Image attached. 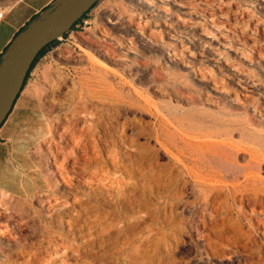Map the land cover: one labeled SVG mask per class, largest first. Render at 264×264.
Instances as JSON below:
<instances>
[{"label":"rangeland","instance_id":"obj_1","mask_svg":"<svg viewBox=\"0 0 264 264\" xmlns=\"http://www.w3.org/2000/svg\"><path fill=\"white\" fill-rule=\"evenodd\" d=\"M17 1L0 0V17ZM52 42L22 90L37 104L28 202L42 216L16 226L4 217L20 198L0 193V264H264V0H99ZM94 73L104 104L84 99ZM80 100L94 116L70 114ZM63 124L79 150L55 135ZM48 145L58 162L77 155L69 177L99 164L128 188L63 190Z\"/></svg>","mask_w":264,"mask_h":264},{"label":"crops","instance_id":"obj_2","mask_svg":"<svg viewBox=\"0 0 264 264\" xmlns=\"http://www.w3.org/2000/svg\"><path fill=\"white\" fill-rule=\"evenodd\" d=\"M57 2L19 0L0 17V70L8 63L9 51ZM36 116V99L21 91L0 127V193L5 196L25 198L38 182L33 175L36 164L32 154L40 141Z\"/></svg>","mask_w":264,"mask_h":264},{"label":"bare ground","instance_id":"obj_3","mask_svg":"<svg viewBox=\"0 0 264 264\" xmlns=\"http://www.w3.org/2000/svg\"><path fill=\"white\" fill-rule=\"evenodd\" d=\"M181 1V0H180ZM143 5V4H142ZM182 5V4H181ZM186 5V4H185ZM145 7V6H144ZM186 9V8H185ZM177 10H179L178 8H177ZM205 12V11H204ZM209 14V13H208ZM169 15V14H168ZM215 15V14H214ZM169 17V16H168ZM218 17V16H217ZM165 18V17H164ZM225 18V17H224ZM223 19V18H222ZM108 20V19H107ZM216 20H218L217 18H216ZM178 21V20H177ZM215 21V20H214ZM226 21V20H225ZM228 21V20H227ZM111 22V21H110ZM109 23V22H108ZM209 23V22H208ZM222 23V22H221ZM224 24V23H223ZM167 25V24H166ZM178 25V24H177ZM219 25V24H218ZM149 26V25H148ZM217 27V26H216ZM180 28V27H179ZM215 28V27H214ZM213 28V29H214ZM145 29V28H144ZM148 29V28H147ZM113 30V29H112ZM126 30V29H125ZM104 31V30H103ZM121 31V30H120ZM119 31V32H120ZM118 32V33H119ZM121 32H123V31H121ZM151 34V33H150ZM103 36V35H102ZM131 36V35H130ZM170 36V35H169ZM83 38V37H82ZM100 43H104V40H100L99 41ZM93 43H94V41H93ZM92 44V43H91ZM106 44V43H105ZM127 44H129V43H127ZM98 44H95V46H97ZM120 45V44H119ZM124 50V49H123ZM92 51V50H91ZM98 51V50H97ZM83 54L85 55V57H87L88 56V58L89 59H95V60H98V64L99 65H101V66H103V67H107V65L104 63V62H102V61H100L99 59H97L96 58V56H95V54H93V53H91L90 51H87V50H83ZM134 52V51H133ZM98 54V53H97ZM102 55H103V53H102ZM102 55H99V56H102ZM126 55V54H125ZM132 56V55H131ZM102 58H104L103 56H102ZM94 70V69H93ZM97 70V69H96ZM95 72V71H94ZM94 75L96 76V77H94V80H93V83H92V81H91V83L89 84V82L90 81H87L86 82V80L83 78V77H81L80 78V83H81V85H84V86H86V93H85V95H84V99L87 101V99H89V102H90V100L92 101V100H96V101H99L101 104H104V103H106V102H108V100H109V94H108V91H107V82H106V80H105V78H104V76L103 75H101V74H99V73H94ZM86 79H89V78H86ZM90 79H92V78H90ZM0 100H1V98L3 97V95H4V93H5V89H6V83H5V79L2 77V76H0ZM210 84V83H209ZM108 90H110V89H108ZM80 91V90H79ZM78 95V94H77ZM112 96V95H111ZM78 97V96H77ZM79 98V97H78ZM78 98H77V101H78ZM113 99V98H112ZM111 99V100H112ZM76 101V102H77ZM86 101L84 102V101H82V100H80L78 103H76V104H74L71 108H70V114H71V112L72 113H74V114H78V113H80V112H82L83 113V115L86 113H89V114H93L92 112H93V110H92V112H89V111H91V110H89V109H87V107H86ZM88 104V103H87ZM95 104V103H94ZM90 105H91V109H92V104L90 103ZM90 105H88V106H90ZM99 106H101V105H99ZM108 106H109V104H108ZM96 107V106H95ZM108 108V107H107ZM97 109V108H96ZM106 109V108H105ZM94 110H95V108H94ZM101 110H104V109H101ZM97 111V110H96ZM98 111H99V108H98ZM107 111V110H106ZM105 112V111H104ZM81 113V114H82ZM88 114V115H89ZM96 114H97V112H96ZM95 114V115H96ZM98 115V114H97ZM100 115V114H99ZM98 115V116H99ZM82 116V115H81ZM91 116V115H90ZM93 116H94V114H93ZM73 117V116H72ZM78 118H79V116H78ZM92 118V117H91ZM72 123V122H71ZM45 124V123H44ZM73 125H74V123H73ZM57 126H60V125H56L55 127H52L53 128V131H54V133H55V135L57 136V138L61 141V142H63L64 144H66L70 149H71V147H75V149L77 150H79V146L80 145H82V144H80V142H81V140L83 139L81 136H78V133H79V130H77V134H75L74 133V131L72 132V131H70V129H69V125H67V126H64V124L60 127V129L57 127ZM46 129H47V127H46ZM47 131V133H51V128H49V129H47L46 130ZM82 131V130H81ZM80 131V132H81ZM76 132V131H75ZM82 134V133H81ZM47 135V134H46ZM46 135H45V137H46ZM79 135H80V133H79ZM90 136V135H89ZM157 136V135H156ZM82 139H81V138ZM159 138V137H158ZM81 139V140H80ZM192 139V138H191ZM217 139V138H216ZM41 140V139H40ZM195 140V139H194ZM209 140H210V138H209ZM209 140H206V142L207 141H209ZM212 141H215V140H212ZM219 141V140H218ZM221 141V140H220ZM219 141V142H220ZM40 142V141H39ZM83 142V141H82ZM175 143V142H174ZM173 143V144H174ZM47 144H48V142H47ZM47 144L45 145V146H47ZM221 144H223V142L221 143ZM203 145L204 144H202V146L201 145H197V144H192V145H190V153H189V156L192 158V156L195 154V152H197V151H200L202 148H203ZM53 146V145H52ZM211 147H213V146H211ZM210 147V148H211ZM82 148V147H81ZM83 148H85V147H83ZM214 148V147H213ZM70 149H60V152H61V160H60V162H58V161H56V159H55V153H54V151H55V149H54V151H52L51 149H50V146L48 145V156H47V158H46V161L48 162V164L50 163V165L52 166L51 168H52V170H53V168H55L56 169V171H55V173L53 174L54 175V177L56 176H58L60 179H61V182H62V184H60V188H62L63 190H65V189H73L74 188V180H77V182L78 183H80V184H82V186L84 185V186H88V187H90V188H95V189H99V186H106V185H113V184H116V186L117 187H119L120 189H125L126 187L128 188V186H127V182H121V179H120V176L118 175V174H116V173H110L108 170H107V167L106 166H100L99 164H95V165H93V166H90V173H89V175L88 176H85V177H82L81 176V174L80 175H77V172H75L74 170L71 172L72 174H74V175H77V177L78 178H73L72 177V175H71V173H70V176L71 177H69V175L67 174V172L65 171V166H67L68 165V163L70 162V160H72V159H76V157H77V155L72 151V150H70ZM206 149V148H205ZM221 149V148H220ZM46 150V149H45ZM87 150V149H86ZM183 150V149H182ZM59 151V150H58ZM206 151V150H205ZM214 151V150H213ZM201 155V154H200ZM259 159V158H258ZM114 160V159H113ZM190 161L192 162V163H194L195 162V160L194 159H190ZM250 161V160H249ZM96 163V162H95ZM191 163V164H192ZM257 163V162H256ZM197 164V163H196ZM199 165V164H198ZM197 165V166H198ZM211 168V167H210ZM203 169V168H202ZM210 170V169H209ZM231 172V171H230ZM212 173V172H211ZM255 173V172H254ZM223 174V173H222ZM229 174V173H228ZM227 174V175H228ZM85 175V174H84ZM234 175V174H233ZM232 175V176H233ZM254 175V174H253ZM198 176V175H197ZM226 176V175H225ZM210 177H212V178H216V177H221V176H219L218 174H212ZM234 177V176H233ZM233 177H232V179H233ZM58 178V179H59ZM235 178V177H234ZM57 180V179H56ZM200 180V179H199ZM236 180V179H235ZM245 180H247V178L245 179ZM252 180V179H251ZM43 180H41V182H42ZM212 181V180H211ZM214 181H216V180H214ZM226 181H228V180H226ZM230 181V180H229ZM28 182V181H27ZM60 182V183H61ZM238 182V181H237ZM250 182V181H249ZM249 182H247L245 185H240V187H241V189L242 190H245V189H247V187H248V185H250V186H253V184H249ZM44 183V182H43ZM234 183V182H233ZM252 183V182H251ZM257 183V182H256ZM28 184V183H27ZM57 184V183H56ZM58 184H59V181H58ZM129 184V183H128ZM211 185H214L213 183L211 184ZM237 186V185H236ZM255 186V185H254ZM17 187H18V185H17ZM30 187V186H29ZM239 187V188H240ZM234 188V187H233ZM232 188V189H233ZM238 188V189H239ZM256 188H259V187H256ZM28 189V188H27ZM237 189V190H238ZM263 189V188H262ZM122 191V190H121ZM260 191V190H259ZM258 191V192H259ZM28 192V191H27ZM238 192H239V190H238ZM237 192V193H238ZM253 191H251V193H252ZM31 193V192H30ZM242 192H240V194H241ZM37 195H38V193L36 194V193H34V194H30L29 196H27V197H25V198H22V199H17V200H14V201H12V202H10L9 203V205H8V208H7V210L9 211V212H6L5 213V219L6 220H10V221H14L15 223H16V226H18V227H21L23 224L25 225V224H27L28 223V221H29V219L30 218H32L33 219V217H37L38 219H40L41 218V214H40V212H38V211H33L32 212V214H31V210H29V209H31V206H30V203L28 202L30 199H32V198H36L37 197ZM207 196H208V194H207ZM47 206H48V208L49 209H54V206H53V204H51V203H49V202H47ZM43 207V206H42ZM23 225V226H24ZM42 227H44L43 225H42ZM69 227H71V225H69ZM9 227L6 225V224H2V223H0V237H5V234H11V231H10V229H8Z\"/></svg>","mask_w":264,"mask_h":264},{"label":"water","instance_id":"obj_4","mask_svg":"<svg viewBox=\"0 0 264 264\" xmlns=\"http://www.w3.org/2000/svg\"><path fill=\"white\" fill-rule=\"evenodd\" d=\"M99 0H58L50 12L34 22L9 51L7 65L0 70L6 89L0 100V127L21 92L27 72L39 51L68 30ZM1 85V84H0Z\"/></svg>","mask_w":264,"mask_h":264},{"label":"trees","instance_id":"obj_5","mask_svg":"<svg viewBox=\"0 0 264 264\" xmlns=\"http://www.w3.org/2000/svg\"><path fill=\"white\" fill-rule=\"evenodd\" d=\"M96 4H97V3H95V4L93 5V7H94ZM93 7H92V8H93ZM92 8H91V9H92ZM91 9H90V10H91ZM90 10H89V11H90ZM89 11H88V12H89ZM88 12H87V13H88ZM87 13H86V14H87ZM86 14H85L81 19H79L74 25L80 23V22L83 20V18L86 16ZM74 25H73V26H74ZM55 45H56V42H52V43L46 45L44 48H42V49L39 51V53L37 54L35 60L33 61L32 65H31L30 69H29L28 72H27V75H26V78H25V80H24V83H23V86H22L21 91H22L23 88L25 87L26 82H27V80H28V78H29V75H30L32 69L34 68L35 64L37 63V61L40 59V57H42V56L44 55V53L48 50L49 47H53V46H55ZM18 96H19V94H18ZM18 96H17V98H18ZM17 98H16V99H17Z\"/></svg>","mask_w":264,"mask_h":264}]
</instances>
